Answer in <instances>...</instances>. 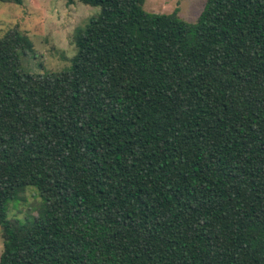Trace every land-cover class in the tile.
Here are the masks:
<instances>
[{"label": "trees", "instance_id": "1", "mask_svg": "<svg viewBox=\"0 0 264 264\" xmlns=\"http://www.w3.org/2000/svg\"><path fill=\"white\" fill-rule=\"evenodd\" d=\"M78 1L68 68L0 37V264H264V0Z\"/></svg>", "mask_w": 264, "mask_h": 264}, {"label": "rangeland", "instance_id": "2", "mask_svg": "<svg viewBox=\"0 0 264 264\" xmlns=\"http://www.w3.org/2000/svg\"><path fill=\"white\" fill-rule=\"evenodd\" d=\"M205 0H144L143 9L150 13H171L194 22ZM99 12L98 6L78 0H0V37L8 30L20 32L29 43V51H19L24 72L43 73L68 68L75 54L72 42L74 30L82 27ZM44 200L38 190L28 185L16 199L7 204L10 219H31L41 211ZM3 239L0 230V254Z\"/></svg>", "mask_w": 264, "mask_h": 264}]
</instances>
